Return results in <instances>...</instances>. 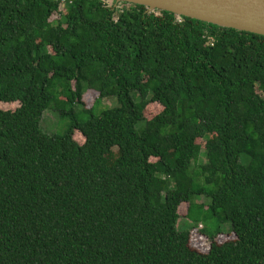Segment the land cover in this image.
Segmentation results:
<instances>
[{
	"label": "trees",
	"instance_id": "1",
	"mask_svg": "<svg viewBox=\"0 0 264 264\" xmlns=\"http://www.w3.org/2000/svg\"><path fill=\"white\" fill-rule=\"evenodd\" d=\"M15 101L0 264H264V35L125 1L0 0V102ZM50 105L62 134L39 127ZM207 204L201 252L178 221Z\"/></svg>",
	"mask_w": 264,
	"mask_h": 264
},
{
	"label": "water",
	"instance_id": "2",
	"mask_svg": "<svg viewBox=\"0 0 264 264\" xmlns=\"http://www.w3.org/2000/svg\"><path fill=\"white\" fill-rule=\"evenodd\" d=\"M264 35V0H114Z\"/></svg>",
	"mask_w": 264,
	"mask_h": 264
},
{
	"label": "rangeland",
	"instance_id": "3",
	"mask_svg": "<svg viewBox=\"0 0 264 264\" xmlns=\"http://www.w3.org/2000/svg\"><path fill=\"white\" fill-rule=\"evenodd\" d=\"M98 94L95 91H88L83 95V101L85 102V106L86 107H90L96 100ZM117 104L116 100H101L100 102L95 103L94 106V112L97 114L99 113V111L101 109H104L106 107H112L115 106ZM19 106V103L17 101L15 102H0V108L3 110H9V111H13L14 109H16ZM161 105L153 102L147 105V107L144 110V115L146 118H150L152 117L154 114L158 113L161 110ZM77 110V108H76ZM83 116H81L82 119ZM87 117H83V119H86ZM69 118L66 116H62L60 115V113H58L52 105L48 106L43 112L42 115L40 117V121H39V127L41 128L42 131L48 133V134H62L63 132H65V130L67 129L68 125H69ZM73 138L78 142V143H82L84 141V137L83 135L78 131V130H74L73 133ZM197 143H199L202 147V149L204 148V144H205V139L204 138H198L196 140ZM119 152L117 149L113 148L111 149V151H109L106 156V162L108 164H110L117 156H118ZM204 160V155L203 152L200 155V158L198 160V162H202ZM200 197L199 199H197V201H200ZM209 203V200H208ZM187 209V204L186 203H182V205L179 208V213L181 215L184 216L185 212ZM208 212V204L207 205H203V208L201 209V215L200 217H198V219L195 221H191V218H185V217H181L178 221L179 227H186V225H188L189 227H191V231H190V244L193 248L201 251V252H206L209 248V240L207 239L206 236H204L203 234H200V232L198 231H194V230H199L204 226L206 228V230L208 228L211 227V219H209L208 217H204L205 214H207ZM229 223L226 222L225 224H223L221 226V228L223 229V232L216 236L217 241L219 242H223L232 238H235V234L232 232H229ZM199 228V229H198Z\"/></svg>",
	"mask_w": 264,
	"mask_h": 264
},
{
	"label": "built area",
	"instance_id": "4",
	"mask_svg": "<svg viewBox=\"0 0 264 264\" xmlns=\"http://www.w3.org/2000/svg\"><path fill=\"white\" fill-rule=\"evenodd\" d=\"M56 1H60L61 3H66V2H71L72 0H56Z\"/></svg>",
	"mask_w": 264,
	"mask_h": 264
}]
</instances>
